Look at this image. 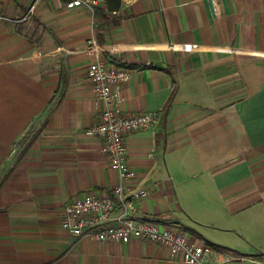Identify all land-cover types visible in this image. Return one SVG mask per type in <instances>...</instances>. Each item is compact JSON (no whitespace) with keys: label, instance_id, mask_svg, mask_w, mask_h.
Returning <instances> with one entry per match:
<instances>
[{"label":"crops","instance_id":"obj_1","mask_svg":"<svg viewBox=\"0 0 264 264\" xmlns=\"http://www.w3.org/2000/svg\"><path fill=\"white\" fill-rule=\"evenodd\" d=\"M34 11L23 19L32 5ZM94 31L97 46L88 43ZM133 70L120 113L134 218L207 243L222 264L264 254V0H0V264H189L149 239L74 237L64 206L120 175L87 130L105 109L88 64ZM241 257H245L241 259Z\"/></svg>","mask_w":264,"mask_h":264},{"label":"built area","instance_id":"obj_2","mask_svg":"<svg viewBox=\"0 0 264 264\" xmlns=\"http://www.w3.org/2000/svg\"><path fill=\"white\" fill-rule=\"evenodd\" d=\"M105 0H67V7L85 6L94 9ZM33 4L23 19L34 11ZM88 43L97 46L95 32L88 37ZM88 77L93 80L94 95L97 102H103L105 109L87 133L102 140L103 149L108 155L110 166L118 171L120 183L113 189L118 203L123 206L121 212L113 215L117 202L108 194L86 193L74 198L64 206L61 225L74 237L88 236L99 241L128 242L132 239H149L168 247L171 253L181 257L189 264H222L233 261L226 256L214 260V250L207 243H196L176 227L161 228L153 219L134 218L128 213L129 200L139 199L148 194L146 188L135 189L126 184L134 178L136 171L127 161L126 137L129 133L152 130L159 114L144 111L135 115L120 113V104L124 100L123 90L129 83L133 70L111 64L100 56L88 64ZM245 257H241L244 259ZM250 264H264V254L259 258H245Z\"/></svg>","mask_w":264,"mask_h":264},{"label":"water","instance_id":"obj_3","mask_svg":"<svg viewBox=\"0 0 264 264\" xmlns=\"http://www.w3.org/2000/svg\"><path fill=\"white\" fill-rule=\"evenodd\" d=\"M107 10L116 12L121 7V0H105Z\"/></svg>","mask_w":264,"mask_h":264}]
</instances>
